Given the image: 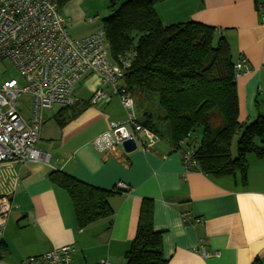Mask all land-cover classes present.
Listing matches in <instances>:
<instances>
[{
    "label": "crops",
    "instance_id": "crops-1",
    "mask_svg": "<svg viewBox=\"0 0 264 264\" xmlns=\"http://www.w3.org/2000/svg\"><path fill=\"white\" fill-rule=\"evenodd\" d=\"M106 5L104 0H69L59 8L69 33L78 39L103 26L110 13ZM156 11L165 25L197 21L216 27L229 43L233 61L242 55L249 61L248 69L236 76L239 122L264 116V0H161ZM80 85L88 96L76 97L75 88L76 102L64 114L63 126L56 119L63 107L44 111L38 145L50 155L48 161L0 162V197L8 196L14 205L3 230L0 264H18L67 245L73 248L74 264H98L102 258L126 264L145 198L152 200L153 227L162 232L167 264H252L256 259L264 264V157L247 153L243 182L239 171L214 176L184 167L183 150L198 146L199 135L198 145L191 136L177 149L162 136L144 148L146 138L140 135L137 149L126 152L114 131L125 126L132 133L134 126L119 96L108 87L109 100L90 103L102 86L96 73ZM138 96L147 98V93ZM75 110L79 112L71 115ZM106 133L117 142L112 151L101 150L103 143H98ZM54 170L107 190L120 182L131 189L110 195V217L80 227L71 196L50 180Z\"/></svg>",
    "mask_w": 264,
    "mask_h": 264
},
{
    "label": "trees",
    "instance_id": "trees-1",
    "mask_svg": "<svg viewBox=\"0 0 264 264\" xmlns=\"http://www.w3.org/2000/svg\"><path fill=\"white\" fill-rule=\"evenodd\" d=\"M69 0H59V7ZM111 12L103 17L108 48L112 58L130 48L137 56L124 75L131 92L155 93L165 115L146 112L138 122L162 136L155 118L168 125V140L175 149L190 134L201 129L195 158L200 170L222 176L238 171L247 181L249 152L264 157V116L240 123L236 71L226 38L214 26L197 21L165 25L156 11L161 0H109ZM63 107L56 117L65 124ZM79 111L71 115L75 116ZM156 121V122H155ZM238 135L237 155L232 143ZM257 139L259 142H257ZM50 180L64 188L72 198L80 227L110 217L109 197L117 192L95 187L54 170ZM153 203L143 199L136 235L126 252V264H167L163 255L162 232L153 227ZM5 247L0 241V252ZM252 264H261L259 259Z\"/></svg>",
    "mask_w": 264,
    "mask_h": 264
},
{
    "label": "built area",
    "instance_id": "built-area-1",
    "mask_svg": "<svg viewBox=\"0 0 264 264\" xmlns=\"http://www.w3.org/2000/svg\"><path fill=\"white\" fill-rule=\"evenodd\" d=\"M66 21L59 0H0V64L5 59L10 60L24 80L20 83L8 77L0 84V162L48 161L50 155L38 145L44 111L74 105L75 87L90 73L98 74L102 80V86L92 94L90 103L109 100L107 88L111 87L126 109L129 123L134 126L132 134L137 145L140 135L146 138L142 142L144 148L152 147L161 139L159 134L138 122L132 92L125 85H119L137 56L136 50L130 48L112 58L102 27L77 39L69 33ZM234 67L237 76L248 69L249 61L242 55ZM24 97L31 100L28 120L19 109ZM190 136L197 139L195 132ZM103 138L104 134L98 139L104 144ZM116 146L113 140L106 148L112 151ZM195 151L196 146L192 145L183 150L186 169L198 166ZM116 189L129 192L131 188L120 182ZM13 208L8 196L0 197V241ZM72 253L73 248L67 245L26 257L18 264H74ZM98 264L112 263L102 258Z\"/></svg>",
    "mask_w": 264,
    "mask_h": 264
},
{
    "label": "rangeland",
    "instance_id": "rangeland-1",
    "mask_svg": "<svg viewBox=\"0 0 264 264\" xmlns=\"http://www.w3.org/2000/svg\"><path fill=\"white\" fill-rule=\"evenodd\" d=\"M104 2L107 3L106 8H107V10H109L108 12H111V7L109 5L110 1L104 0ZM105 14H108V13H105ZM83 27L85 28L86 26H83ZM8 77H14V78L18 79L20 81V83L24 82L20 71L12 64V62L10 60L5 59L0 64V84L3 82L4 79H6ZM78 86L75 87L77 89V91L75 92V96L81 97V95H83V97H81V98H87L88 93L85 92L84 87L81 85H80V87H78ZM133 93H134L133 97H134V101H135V112H136V114H138V116L141 119L145 118V115L143 113L144 108H147V111L152 112L156 117L165 115V111L158 104V98H157V95L155 93H150L149 96H147V98H145V96H142L140 98L138 96L139 91H134ZM19 109L22 112V115L28 120V118L31 116V100L28 97H24L23 99H21ZM156 121H157L159 127L163 131L162 140H164V141L168 140V131H167L168 125L166 123L165 124L162 123L159 120V118H156ZM128 126L132 127L130 124H128ZM200 130L201 129H197L195 131V133L199 136L201 134ZM237 140H238V135H236L234 137L233 143H232V153L234 156L237 155ZM198 142H199V140L197 139V145H198Z\"/></svg>",
    "mask_w": 264,
    "mask_h": 264
},
{
    "label": "water",
    "instance_id": "water-1",
    "mask_svg": "<svg viewBox=\"0 0 264 264\" xmlns=\"http://www.w3.org/2000/svg\"><path fill=\"white\" fill-rule=\"evenodd\" d=\"M120 128H124L125 130H127L129 132L128 128L125 127V126H122V127L117 128L114 131L117 140L122 142V146L124 147V149H125L126 152H132V151L136 150L137 149V142H136L133 134L132 133H129V138L128 139H125L123 137V135L119 132V129Z\"/></svg>",
    "mask_w": 264,
    "mask_h": 264
},
{
    "label": "clouds",
    "instance_id": "clouds-1",
    "mask_svg": "<svg viewBox=\"0 0 264 264\" xmlns=\"http://www.w3.org/2000/svg\"><path fill=\"white\" fill-rule=\"evenodd\" d=\"M129 103H131V101H129ZM119 132L123 135V137L125 139H128L129 138V132L127 130H125L124 128H120L119 129ZM104 144L102 145L101 147V150H103L104 147H110L113 143V134H105L104 135ZM98 143H100V141H98Z\"/></svg>",
    "mask_w": 264,
    "mask_h": 264
}]
</instances>
